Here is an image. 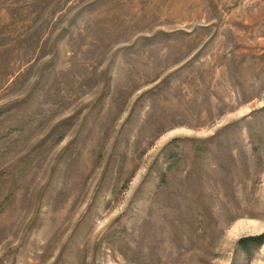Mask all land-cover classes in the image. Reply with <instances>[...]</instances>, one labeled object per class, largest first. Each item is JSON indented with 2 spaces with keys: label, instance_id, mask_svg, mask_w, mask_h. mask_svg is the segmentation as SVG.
<instances>
[{
  "label": "rangeland",
  "instance_id": "rangeland-1",
  "mask_svg": "<svg viewBox=\"0 0 264 264\" xmlns=\"http://www.w3.org/2000/svg\"><path fill=\"white\" fill-rule=\"evenodd\" d=\"M0 264H264V0H0Z\"/></svg>",
  "mask_w": 264,
  "mask_h": 264
},
{
  "label": "trees",
  "instance_id": "trees-1",
  "mask_svg": "<svg viewBox=\"0 0 264 264\" xmlns=\"http://www.w3.org/2000/svg\"><path fill=\"white\" fill-rule=\"evenodd\" d=\"M253 239H255V240H257V242H259V236H256Z\"/></svg>",
  "mask_w": 264,
  "mask_h": 264
}]
</instances>
